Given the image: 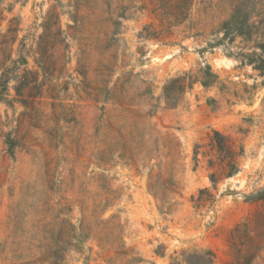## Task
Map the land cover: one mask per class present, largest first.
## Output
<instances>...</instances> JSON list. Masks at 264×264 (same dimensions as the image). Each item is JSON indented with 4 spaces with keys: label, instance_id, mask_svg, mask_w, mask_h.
Returning <instances> with one entry per match:
<instances>
[{
    "label": "rangeland",
    "instance_id": "374dc122",
    "mask_svg": "<svg viewBox=\"0 0 264 264\" xmlns=\"http://www.w3.org/2000/svg\"><path fill=\"white\" fill-rule=\"evenodd\" d=\"M155 1L0 0V32L18 29L0 264H232L230 241L264 246V0H191L165 29ZM236 6L249 26L226 36Z\"/></svg>",
    "mask_w": 264,
    "mask_h": 264
},
{
    "label": "trees",
    "instance_id": "16d2710c",
    "mask_svg": "<svg viewBox=\"0 0 264 264\" xmlns=\"http://www.w3.org/2000/svg\"><path fill=\"white\" fill-rule=\"evenodd\" d=\"M155 2V9L158 10V12L156 13L159 15L160 28L165 29L170 25L178 24L185 19L188 14L191 0H156ZM248 26L249 25L247 21L240 18V9L238 6H236L230 18L225 20L222 23L221 27L223 34L227 36L232 32L242 34L245 32L244 30H247L244 28H247ZM17 31V27L10 25L4 32H0V86H2L1 91L6 89L9 80L12 78L10 77V68L7 63H15V60L11 59V52L13 51V45L17 39ZM43 31L44 33L39 37L38 48L45 47V45L49 42L48 39L51 36L49 34V26H47L46 24L43 25ZM259 47L264 51V44L259 45ZM262 66H264V59H262L261 62L257 65V68H260ZM206 67L208 69L210 68L209 65H207ZM17 74L18 73H16V75L14 74L16 78L18 76ZM207 82L208 81L205 80L202 81L204 85H206ZM215 134L219 135V132H215ZM252 196L258 200H264V187L258 190ZM260 215L263 218L262 226L260 225V228L261 232L264 233V212H262V214ZM235 229H237V227L234 228V230ZM262 242L263 241H230L234 252L232 264H251V260L254 258L255 254H257L258 251L264 248V246L261 245ZM60 251H62V248L58 246L54 250L53 255L56 257V255ZM213 259L214 254L210 250H206L204 252L194 251L192 253H187L184 257L179 260V262L175 261L172 264H213ZM51 264H58V261H52Z\"/></svg>",
    "mask_w": 264,
    "mask_h": 264
}]
</instances>
